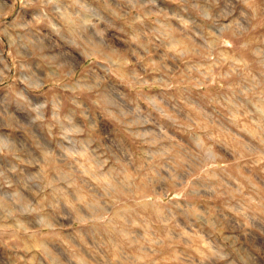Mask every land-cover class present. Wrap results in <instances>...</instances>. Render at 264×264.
<instances>
[{
  "label": "rangeland",
  "instance_id": "obj_1",
  "mask_svg": "<svg viewBox=\"0 0 264 264\" xmlns=\"http://www.w3.org/2000/svg\"><path fill=\"white\" fill-rule=\"evenodd\" d=\"M0 264H264V0H0Z\"/></svg>",
  "mask_w": 264,
  "mask_h": 264
}]
</instances>
